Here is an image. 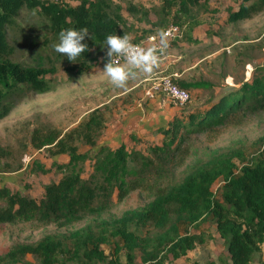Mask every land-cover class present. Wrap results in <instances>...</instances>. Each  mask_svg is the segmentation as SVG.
Masks as SVG:
<instances>
[{
	"label": "trees",
	"instance_id": "1",
	"mask_svg": "<svg viewBox=\"0 0 264 264\" xmlns=\"http://www.w3.org/2000/svg\"><path fill=\"white\" fill-rule=\"evenodd\" d=\"M195 1L165 0L166 19L180 24L181 39L191 43L201 39L187 35L184 24L192 23L179 9L186 10ZM24 7L45 15L56 34L87 26L93 34L86 37L89 48L100 46L107 34L127 33L123 15L107 0H0V117L8 113L6 100L18 90H50L48 75L55 71L54 66L25 64L12 56L9 34ZM262 12L264 0H236L228 21L235 24ZM150 33L158 31L132 35L133 41H143ZM254 70L249 79L223 86L204 80L187 83L172 76L191 91V97L158 128L160 141L146 143L142 136H131L142 146L108 142L95 151H79L80 141L97 146L96 135L107 126L101 106L67 131L41 134L35 129L34 145L52 144V153H68L67 162L58 164L63 175L47 183L39 198L0 187L5 200L0 205V224L31 220L65 228L88 215L96 218L71 231L47 232L36 241L15 243L0 254V264H178L212 239L205 223L215 226L229 259L217 256L194 264H230L229 260L250 264L264 245V146L255 154L223 147L189 162L177 153L188 133L240 125L248 116L264 112V73ZM201 88L213 91L205 98L192 93ZM260 143L264 144V137ZM86 161L91 170L85 172ZM218 181L222 184L217 191ZM135 190L146 193L144 205L126 209L118 217L98 218L115 199L120 202Z\"/></svg>",
	"mask_w": 264,
	"mask_h": 264
},
{
	"label": "rangeland",
	"instance_id": "2",
	"mask_svg": "<svg viewBox=\"0 0 264 264\" xmlns=\"http://www.w3.org/2000/svg\"><path fill=\"white\" fill-rule=\"evenodd\" d=\"M107 1L115 12L123 15L125 29L131 36L158 31L150 33L156 36L157 47L160 31L173 23L166 19L165 0ZM235 4L236 0H196L189 2L186 10L179 9V14L192 23L184 24L187 35L192 37L197 34L200 42L182 40L181 35L167 42L158 67L150 74L137 71L124 87L114 86L103 73L106 46H91L77 57V61H71L53 48L58 34L51 30L47 17L37 9L24 7L9 34L12 56L25 64L54 66L55 71L48 75L50 90L36 92L21 89L6 100L9 111L0 117V187L41 197L45 185L58 181L63 175L58 164L67 162L68 153H52V144L34 145L33 131L38 129L41 134L51 130L67 131L97 106L104 109L107 126L96 135L97 146L80 141L79 151H95L100 144L108 142L119 144L124 141L128 147L142 146L140 142L135 144L131 138H124L123 133L129 126L127 108L135 107V112L137 106L144 103V91L153 76L170 73L173 69L178 71V80L207 79L223 86L249 79L254 68L256 74L264 73V12L233 24L228 21V11ZM194 23L195 27L192 26ZM212 91L211 88H203L198 93L205 98ZM137 114L133 117L136 122ZM134 129L138 130L137 127ZM150 133L147 138L142 136L146 143L147 140L158 139L154 130ZM262 137L264 112L248 116L240 125L227 124L210 131L188 133L181 140V150L177 155H185L186 162H189L196 155L206 156L223 147H239L255 154L264 146L260 143ZM167 166L175 171L171 163ZM90 170L86 161L85 172ZM221 184L222 181L215 183L214 189L218 191ZM147 201L145 192L132 191L120 202L115 199L98 218L118 217L124 210L144 205ZM0 205H5L2 197ZM95 218L88 215L65 228L31 220L2 223L0 254L15 243L36 241L47 232L71 231Z\"/></svg>",
	"mask_w": 264,
	"mask_h": 264
},
{
	"label": "clouds",
	"instance_id": "3",
	"mask_svg": "<svg viewBox=\"0 0 264 264\" xmlns=\"http://www.w3.org/2000/svg\"><path fill=\"white\" fill-rule=\"evenodd\" d=\"M90 35L93 38L87 26L61 29L53 48L63 56L66 55L69 60L77 61V57L89 48L86 37ZM166 37L167 32L161 30L157 47L155 44L144 46L134 42L132 36L126 32L107 34L101 43L102 48L106 46L104 55L107 57L103 73L116 87H124L137 71L152 73L158 67L160 55L167 47Z\"/></svg>",
	"mask_w": 264,
	"mask_h": 264
},
{
	"label": "crops",
	"instance_id": "4",
	"mask_svg": "<svg viewBox=\"0 0 264 264\" xmlns=\"http://www.w3.org/2000/svg\"><path fill=\"white\" fill-rule=\"evenodd\" d=\"M187 41V40H185ZM171 68V67H170ZM170 73H162V74H170L177 78L178 71L170 69ZM198 80L203 79H193L190 78L188 81L183 82H195ZM204 81H208L205 79ZM146 89L144 91V103L140 105V103L137 106V111L133 112L135 107L127 108L129 110V126H127L126 132L123 133L124 138H131V136H147L151 135V131H155L154 136L159 139L158 135V128L165 126L170 118L176 114H178L181 111V106H179L176 102H174L172 99L167 97L164 94H157L155 96H149L146 94ZM203 89V88H201ZM205 89V88H204ZM199 89L192 90V93H198ZM201 93V92H200ZM135 113H138L139 117L136 120H133V117H135ZM135 123V124H134ZM134 124V125H133ZM137 127L138 130H135L134 128ZM153 139V138H152ZM157 139V140H158ZM154 140V139H153ZM155 140V141H157ZM205 228H209L213 234L212 239L205 245L201 246L197 251L190 252L188 254V258H181L177 261L178 264H194L195 261L204 262L206 260H209L210 258H215L217 256H223L225 259H229V251L224 245L222 239L220 238L219 234L217 233L215 226L213 224L205 223L203 225ZM229 263L231 264V261L229 260ZM250 264H264V245L263 250L261 253H256L253 256V259Z\"/></svg>",
	"mask_w": 264,
	"mask_h": 264
},
{
	"label": "built area",
	"instance_id": "5",
	"mask_svg": "<svg viewBox=\"0 0 264 264\" xmlns=\"http://www.w3.org/2000/svg\"><path fill=\"white\" fill-rule=\"evenodd\" d=\"M164 31L167 32L166 39L167 42H169L181 35L182 27L178 23H171L164 29ZM134 42L141 43L144 46L158 44V40L154 34H150L143 41ZM146 94L151 97L157 94H164L179 106H183L191 97V91L175 82L170 74H160L151 77L147 85Z\"/></svg>",
	"mask_w": 264,
	"mask_h": 264
}]
</instances>
